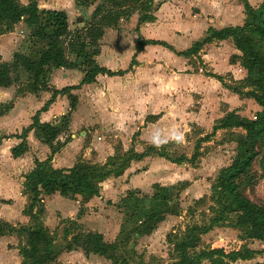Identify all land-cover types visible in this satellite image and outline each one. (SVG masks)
<instances>
[{
	"label": "rangeland",
	"instance_id": "374dc122",
	"mask_svg": "<svg viewBox=\"0 0 264 264\" xmlns=\"http://www.w3.org/2000/svg\"><path fill=\"white\" fill-rule=\"evenodd\" d=\"M17 1L24 2V0ZM54 1L37 0L39 6L46 8H55ZM89 1V4L79 5L78 11L74 13L70 9V0H57V3H61V6L68 10L67 26L68 31L73 34L72 38L84 39L87 32H84L83 29L89 26L90 28L97 27L95 23L103 15L111 16V18L116 16L117 20L104 23L108 25H99L98 28L112 29V32L116 31L123 36L122 40H119L120 50L123 51L119 58L125 60L122 74L127 78L126 88L131 93L133 92V89H130V86L132 87L134 84L132 80L136 81L137 87H140L141 114L150 112L157 114V117L163 115L161 121L152 127L146 128L143 122L137 133L99 131L92 134L94 137L90 138L93 140L91 160L97 163L95 166L103 168L100 173H110V176L106 178L107 181L100 186L103 196L100 209L103 212L100 211L99 216L103 219L108 214L113 215L117 209H124V213L128 211V215L133 206H135L134 212H137V216H139L149 207L155 208L157 215L147 218L144 226V229H148V233L154 230L149 236H146L148 234L143 236L141 233H135L131 226L124 233V238H119L122 240L118 248L119 256L124 260L122 264H173L175 259L173 257L176 255L172 252L173 244L181 238L185 228L193 225L207 226L210 220L216 216L215 211L211 209L218 208L214 204V200L217 201L219 198L216 194L211 196V188L216 184L219 171L231 165L236 156L240 160L239 148L235 143L242 140L244 131L233 128L218 129L212 133L211 128L230 112L235 113L245 122L257 120L256 114L264 112V106L250 98V95L261 96L264 82L257 84L256 80L259 79V76L255 73L252 77L247 75L242 66V54L234 47L231 39H228V43L219 45L220 50L209 47L202 48L203 44L196 52L191 51L189 54H185L191 50L194 43L201 42L207 37L209 29L203 35H189L191 34L189 31H195L200 24V21L189 17L187 6L190 7L189 11L197 8L196 5H187L186 2L189 0H139L136 3L132 0ZM238 1L243 3L242 0ZM148 2L150 3L148 4ZM260 9L261 7L253 8L257 12ZM93 14L94 19L92 18ZM154 15L159 20L155 37L144 39L138 35L135 39L139 25L150 22H142L141 19L151 16V22H153ZM13 28H15L16 34L22 36L21 45L17 50L32 60L36 59V54L43 48L42 44L31 40L30 29L23 23H16ZM144 29L145 31L150 30V27L146 25ZM163 33L169 35L172 43V46L168 47V51L164 49L165 43L161 40L164 37ZM180 33L188 34V37L187 35L186 37L176 35ZM105 40L106 43L113 42V37L108 34ZM146 42L156 48L144 49L145 51H142L138 55L139 57L137 56L138 61H132L136 47L142 49ZM251 43L253 51L264 58V41L253 35ZM98 45L101 44L98 43ZM204 49H206L205 52L202 51ZM95 50L96 48H87V52L93 55ZM206 52L208 57L211 56L212 67L208 66L202 58ZM132 53L134 55L130 59ZM66 57L68 61L75 62L77 66L80 63L79 60L77 63L73 55H66ZM96 63L100 65V62ZM89 68L87 67L85 71H88ZM78 70L83 76L84 69L79 66ZM110 71L113 72V70ZM21 74L20 78L28 81V75L24 72ZM101 75L106 76L105 74ZM18 77L17 73L15 78ZM215 77L219 78V81ZM20 84L25 86V83H18V85ZM129 103L132 104V102ZM262 104L264 105V103ZM177 134H181L182 139H179ZM63 135L66 136L67 133ZM78 135L81 139L84 138L83 134ZM206 135L209 138L198 145V157L192 164L186 161L180 164L173 162L182 157L186 160L190 159L194 145ZM62 140H66V137H62ZM153 140L159 141L160 146L157 147L152 142ZM149 147L153 148L156 154H161L164 157L151 154L141 162L136 163L131 160L123 167L132 152L143 153ZM109 150L112 152L113 158L103 159L105 151ZM254 150H257L258 153L250 163H246L247 156L241 153V160H245L242 162L246 163L245 171L235 179V183L237 189L247 200L257 206L264 207V141L257 143ZM96 153L99 155L96 156ZM118 172L121 177L115 175ZM155 183L168 189V204L163 203L154 207V205L147 206L146 203H142L143 195L151 197L157 194L153 187ZM115 204L116 208H114ZM223 204L229 206L232 212H226L222 216V223L214 224L210 232L193 235V242L189 247L188 254L193 256L200 250L209 249L223 241H238L240 248L253 251V255L248 260L234 262L222 260L221 262L214 261V263L201 260L199 264L263 263L264 239L260 241L245 240L243 231L235 227L233 223L235 205L226 198L223 199ZM40 206V203L36 205L37 210L40 209ZM111 206L113 210L107 211ZM94 208L98 209L97 206ZM163 213L164 215H162ZM147 215L148 211L143 214L144 219ZM163 217L164 220L159 223ZM57 223L60 225L61 221H57ZM92 225L94 224L92 223ZM70 226V222H65L64 230L67 233L70 231L71 234H77L82 231L80 226L74 228ZM96 226L99 231L105 233L107 241L111 240L116 232V230L113 231L109 227H105L101 220ZM50 228L49 231L55 236L58 231L57 224L54 223ZM21 241L19 239V245L22 246ZM54 246L59 248L56 244ZM74 262V264H85L83 260H74Z\"/></svg>",
	"mask_w": 264,
	"mask_h": 264
},
{
	"label": "crops",
	"instance_id": "0c3cea01",
	"mask_svg": "<svg viewBox=\"0 0 264 264\" xmlns=\"http://www.w3.org/2000/svg\"><path fill=\"white\" fill-rule=\"evenodd\" d=\"M85 1L87 4L90 3L89 0ZM35 2L38 10L63 11L68 23V10L64 9L61 3H57V0L54 1L55 8L39 6L37 0H35ZM70 2V9L76 13L80 6H76L73 0H70ZM245 2L252 10L257 7H264V0H245ZM19 3L25 5L27 0H24L23 3ZM186 4L196 5L197 8L190 11V7L187 6L188 14L191 19L200 21L195 31H189L191 32V34H189L191 36L203 35L208 28L219 30L224 27L240 25L246 18L247 10L243 3L238 0H189ZM190 12L193 13L190 14ZM158 21L157 16L154 15L153 22L150 21L149 23L140 24L137 35L135 33V39L138 35H141L144 39H152L155 37L157 34ZM18 23L22 24L23 22L21 20ZM146 25L150 27V30L145 31L144 28ZM14 29L15 28H12L0 34V63H11L13 53H22L17 50L18 46L21 45L20 42L22 40L20 41V39L22 36L16 34ZM111 30L112 29H103L100 40L97 41V48L92 59H95V63L100 62V65L96 63L100 68L109 71L113 70V72H122L125 67V60H120L119 58L120 54L123 53V51L120 50L119 40H122L123 36ZM108 34L113 37V42L106 43L105 37ZM172 34H174V31H172ZM163 35L164 37L161 40L165 43L164 49L168 51V47L172 46V43L168 34L163 33ZM176 35H183L185 37L187 35L188 37V34L184 35L180 33ZM228 41V39L212 41L204 44L202 48L209 47L220 50L219 45L228 43ZM98 43L101 45H98ZM189 43L188 41V44ZM41 44L43 47L41 49H44L45 44ZM155 48L156 46L147 44L142 47L140 51L135 53V55L132 53L130 59L134 55L132 59L136 62L138 61L137 56L140 55L142 51ZM202 51L205 52L206 49ZM207 52L205 55H202V58L208 66L212 67L213 62L210 59L211 56H207ZM78 68L79 66L72 69L47 67L46 90L36 94L28 91L26 86L30 84V80L28 79L27 81L26 79H22V77L20 78V75H22L21 70L18 72L19 77L16 78L12 85L7 88H0V224L4 223L16 229L32 228L33 230L34 225L39 222L47 229L51 237L50 264H74V260H83L85 264H110L108 260L101 256L93 254L84 255L83 252L76 247L66 250V246L72 234L70 231L69 233L64 232L65 222H75L77 226H80L81 232L83 233L96 232L101 234L105 243L119 242V238H122L125 231H128L131 226L134 228L143 221V214H146V211H148L149 214L151 211H155V208L149 207L148 210H144L142 212L143 214L139 216H137V212L134 211L132 213L129 211L127 215L128 211L124 213V209H115L116 212H114L113 215L108 214L102 219V217L99 216L100 211L103 212V210L100 209L103 197L100 192V186L107 181L104 179L99 183L96 196L81 194L77 195L74 199H69L60 196L58 192H54L51 195L40 194L38 198L41 204V215L37 216L36 214L38 221H33L31 216L36 213L37 208L34 207L30 214L26 212L30 201L29 195L24 190L23 184L25 176L34 168L35 161H45L50 155V152L48 146L41 142L33 129H30L23 139L20 138V134L23 129L31 125L34 117H36L39 123L57 124L60 117L67 114L69 111L68 96L71 95L75 97L76 103L73 110L69 113L67 131L64 132L67 133V135L64 136L63 133L55 139L53 144L59 143L60 147L50 156L49 160V166L52 169L64 170L71 168L77 162H84L91 165L97 164L91 160L93 155L91 154L93 150V148H91L93 146V140H90V138L94 137L92 134L99 131L104 133H137L139 127L143 125V122L146 128L152 127L157 125L158 121H161L163 115L157 117L153 123L145 122L147 116H156L157 114L150 112L144 115L141 114L142 94L140 92V87H137L138 84L136 81L132 80L134 83L132 87L130 86V89H133L132 93L126 88L127 78L123 74L117 76H104L98 74L94 77V82L81 85L80 80L82 78V73ZM213 80L215 81V79ZM128 81L131 82V80ZM18 83H25V86L23 84L18 85ZM62 89H67V92L53 95V92ZM129 102H132V104ZM78 134H83L84 138L81 139ZM62 137H66V140H62ZM22 140L26 145V150L19 158L13 159L10 155V150L17 146ZM111 153L110 150L105 151L102 158L107 159L111 157ZM134 153L141 154L142 152L134 151ZM98 155L99 153H96V156ZM147 157L149 156L134 160V162H141ZM117 177H121V175ZM154 185L158 184L155 183ZM151 197L143 195V197H141L142 203H146L147 206L154 205V207L163 204L153 201ZM94 206H97L98 209L95 210ZM114 208H116V204ZM110 210H113L112 206L107 211ZM140 217H142V219H140ZM99 220L103 221L105 227L107 226L113 231L116 230L111 240L107 241L105 233L99 231V228H97L96 225L99 223ZM163 220L164 217L159 223ZM57 221H61V224L58 225ZM54 223H56L58 227L56 233L58 235L55 234V236L54 233L49 231ZM92 223L94 225H92ZM220 223H222V221L218 222V225ZM153 230H151V232ZM208 232H210V230ZM150 233L146 236H149ZM19 239L22 240L21 243L24 245V240L22 237H18L16 233L0 236V264H23V259L19 256V249L21 247V245H19ZM55 244L59 246V248H55Z\"/></svg>",
	"mask_w": 264,
	"mask_h": 264
},
{
	"label": "trees",
	"instance_id": "16d2710c",
	"mask_svg": "<svg viewBox=\"0 0 264 264\" xmlns=\"http://www.w3.org/2000/svg\"><path fill=\"white\" fill-rule=\"evenodd\" d=\"M76 6H83L86 4L85 0H73ZM138 2L139 0H132ZM143 1V0H140ZM150 1V0H148ZM246 11V18L239 26L224 27L219 30L209 28L207 30V37L201 42L193 44L191 51L197 49L203 44L210 43L214 40L222 41L231 39L234 47L242 54V66L249 77L253 73L259 76L256 80L257 84L264 82V58L253 51L251 43V36L255 35L264 41V7L260 10L253 11L247 6L245 0H242ZM150 2H148L149 4ZM97 11V9H95ZM118 13V12H117ZM96 15V14H95ZM94 19V14L93 17ZM30 29L31 40L37 43H44L45 48L40 49L36 54V59L32 60L25 54L20 52L13 53L11 63H0V88H7L16 80L19 70L26 73L30 80V84L26 87L29 92L36 94L40 91L46 90L47 85V67L53 68H76L75 62L68 61L66 55H73L76 59L78 66L84 69L83 76L80 84H89L94 82V77L98 74H105L106 76L121 75V71L111 72L104 68H100L92 59L93 54L87 52V48H97V41L103 33L102 29L98 28L99 25H108L104 23L114 22L117 17L103 15L97 20L95 25L97 27L84 28L87 32L82 40L73 39L67 29V19L63 11L59 10H38L35 0H27L25 5L20 4L17 0H0V34L9 31L13 26L21 21ZM151 16H145L141 19L142 22L151 21ZM149 42H146V45ZM145 44H143L144 46ZM142 46V47H143ZM135 50L137 53L141 47ZM88 59V60H87ZM79 60V61H78ZM87 60V61H86ZM133 61V59H132ZM90 67L88 71H85ZM14 75V76H13ZM217 81L219 78L215 77ZM67 92V89L53 92V95L58 93ZM250 98L255 100L259 105L264 106V88L261 96L250 95ZM69 111L67 114L60 117L57 124L39 123L36 117L32 119L31 125L23 129L20 138H24L25 134L33 129L37 137L42 143L48 146L50 155L43 162L34 163V168L25 176L23 184L24 190L29 195L30 204L26 209L28 214L39 203V195H51L58 192L60 196L74 199L77 195L86 194V196H96L98 193L99 183L110 176V173H100L102 167H97L95 164H87L84 162H77L69 169L54 170L49 166L50 156L55 153L59 147V143L53 144L55 139L67 131L69 113L73 110L76 98L69 95ZM258 117V118H257ZM157 116H147L145 122L155 121ZM257 120L245 122L238 115L233 112L227 113L220 122L211 128L212 133L218 129H241L244 131V137L235 143L239 148V158L237 156L231 165L221 169L216 179V184L211 188V196L216 194L218 200H214V204L218 206L215 211L216 216L210 220L207 226H189L185 228L181 238L173 244L172 252L176 255L173 257V264H199L201 260H207L211 263L214 261L221 262L228 260L234 262L236 260H248L253 251L246 248H240L238 241H223L215 246L200 250L193 256L188 254L189 247L193 242V235H203L211 230L214 224H218L226 212H232L229 206L223 204V199H228L231 204L235 205L236 210L234 225L243 231V238L245 240L264 239V207L257 206L247 200L241 192L237 189L235 179L245 171L246 163H250L257 155L258 151L254 150L257 143L264 141V112L256 114ZM209 138L208 135L199 139L194 145L193 153L190 159L186 160L184 157L178 158L173 162L177 164L186 161L193 163L198 157V145L205 142ZM26 150V145L22 140L17 146L10 150V155L13 159L19 158ZM241 153L247 156L246 163L241 160ZM155 154L158 157H164L161 154H156L153 148H147L141 154L134 152L128 157L123 165L126 166L127 162L131 160H138L142 157ZM113 156L108 157L107 160L112 159ZM237 159V160H236ZM119 176L120 173H116ZM157 194L152 195V200L160 203H168L169 192L168 189L158 185L153 186ZM218 191V192H217ZM135 210V206L130 209V213ZM230 210V211H229ZM41 215V209L36 210V213L31 216L33 221H38ZM164 214V213H163ZM162 214V215H163ZM149 215V216H148ZM143 221L135 226L132 230L135 233L143 235L149 234L148 229H144L145 221L157 215V211H151ZM162 219V218H161ZM160 219V220H161ZM159 220V221H160ZM71 226L77 227L73 221H68ZM70 226V227H71ZM67 233V231H64ZM127 232V231H125ZM16 233L18 237H22L24 245L19 249V256L23 259V264H50L51 262V237L47 229L44 228L39 222L34 225V228L22 229L12 228L7 224H0V236L4 234ZM69 233V232H68ZM124 235V234H123ZM126 237V236H125ZM124 238V236H122ZM119 242L105 243L101 234L96 232H79L72 234L70 241L66 246V250L72 247L79 248L84 255L93 254L98 255L110 262V264H122L123 258L119 256L118 248ZM219 264V263H217ZM256 264H264L256 263Z\"/></svg>",
	"mask_w": 264,
	"mask_h": 264
},
{
	"label": "clouds",
	"instance_id": "9594fccd",
	"mask_svg": "<svg viewBox=\"0 0 264 264\" xmlns=\"http://www.w3.org/2000/svg\"><path fill=\"white\" fill-rule=\"evenodd\" d=\"M177 136H178L179 139H182V135L181 134H177ZM152 142L155 143L157 147L160 146V142L159 141L153 140Z\"/></svg>",
	"mask_w": 264,
	"mask_h": 264
}]
</instances>
